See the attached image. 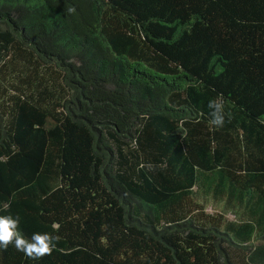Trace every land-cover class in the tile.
Returning <instances> with one entry per match:
<instances>
[{
  "label": "trees",
  "instance_id": "16d2710c",
  "mask_svg": "<svg viewBox=\"0 0 264 264\" xmlns=\"http://www.w3.org/2000/svg\"><path fill=\"white\" fill-rule=\"evenodd\" d=\"M261 121L264 0H0V264H264Z\"/></svg>",
  "mask_w": 264,
  "mask_h": 264
},
{
  "label": "clouds",
  "instance_id": "9594fccd",
  "mask_svg": "<svg viewBox=\"0 0 264 264\" xmlns=\"http://www.w3.org/2000/svg\"><path fill=\"white\" fill-rule=\"evenodd\" d=\"M209 115L211 117L209 124L214 128L223 127L226 119L225 101L222 95L209 100ZM230 120L231 117L229 116ZM264 123V121H261ZM149 170H154L152 164L141 165ZM7 208L8 206L5 205ZM19 217L11 215H0V249L6 250L9 245H13L15 249L22 252L26 257L32 260L42 259L46 255H51L56 248V237L48 233H33L31 238H25L19 231Z\"/></svg>",
  "mask_w": 264,
  "mask_h": 264
},
{
  "label": "rangeland",
  "instance_id": "374dc122",
  "mask_svg": "<svg viewBox=\"0 0 264 264\" xmlns=\"http://www.w3.org/2000/svg\"><path fill=\"white\" fill-rule=\"evenodd\" d=\"M206 211H208L209 213L214 212V208L212 207V205H209L206 207ZM227 217L231 218L232 215L228 214Z\"/></svg>",
  "mask_w": 264,
  "mask_h": 264
}]
</instances>
